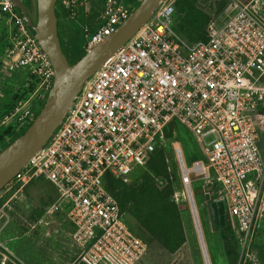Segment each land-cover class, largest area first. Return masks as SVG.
Masks as SVG:
<instances>
[{"label":"built area","instance_id":"2783aa9c","mask_svg":"<svg viewBox=\"0 0 264 264\" xmlns=\"http://www.w3.org/2000/svg\"><path fill=\"white\" fill-rule=\"evenodd\" d=\"M80 1L57 0L56 8L77 24L87 51L142 0H102L96 12L88 0H82L81 11ZM223 1L233 15L222 25L210 20L207 41L189 44L173 29L177 0H160L137 33L83 83L46 144L2 188L0 233L17 195L42 179L56 196L31 231L59 215L62 225L71 227L79 264H136L148 246L127 226L104 176L127 182L152 153L165 150L166 130L177 122L190 133L201 159L186 168L175 148L186 190H175L174 202H182L181 195L193 203L189 176L194 174L210 202L222 204L236 233L237 264L257 261L252 245L264 224V0ZM15 9L11 0H0L10 42L0 67L25 71L35 81L27 99L0 123L18 133L33 121V104L46 98L53 68ZM8 263L25 264L0 243V264Z\"/></svg>","mask_w":264,"mask_h":264},{"label":"rangeland","instance_id":"374dc122","mask_svg":"<svg viewBox=\"0 0 264 264\" xmlns=\"http://www.w3.org/2000/svg\"><path fill=\"white\" fill-rule=\"evenodd\" d=\"M240 1L243 2V0ZM199 6L209 14L211 20L215 21L217 25L224 24L234 13V8L229 7L223 0H205V4ZM29 8L32 17H34V0H31ZM89 16H91V10H89ZM62 35L65 39V35ZM60 37L62 38L61 34ZM64 39L62 40L63 45ZM2 79L4 77H2V68L0 67V102L5 97ZM18 89L19 87L16 88V90ZM167 134L166 158L169 179L174 191L182 194L186 189L182 182L181 165L175 148L179 147L186 168L192 167L195 161L201 159V154L190 133L177 122H172ZM261 155L264 157V145L261 146ZM144 171L145 169L141 168L135 169L127 182L135 180ZM189 177L193 203L187 197L178 196L179 200L182 199L178 205L185 243L173 254L168 253L156 243L148 245L146 253L136 264H205V255L209 264H228L223 238L220 236L219 227L214 225L209 211L211 202L208 195H204L200 189L202 181L197 179L194 174ZM157 184L162 187L164 181L159 179ZM54 197L53 186L45 180L38 179L26 188L23 196L17 195L11 204L10 222L3 235L7 236L6 246L8 249L25 264H79V251L73 246L67 231L69 229L62 225L59 215L49 217L48 225L42 224L36 226L34 231L30 230L31 225L37 224V220L32 217L33 211L42 209L45 213ZM0 210H2V201H0ZM2 222L1 212L0 227ZM226 227L228 228V225ZM230 230L238 251L236 233L232 227ZM0 241H2V236ZM252 247L257 249V261L247 264H264V226Z\"/></svg>","mask_w":264,"mask_h":264},{"label":"trees","instance_id":"16d2710c","mask_svg":"<svg viewBox=\"0 0 264 264\" xmlns=\"http://www.w3.org/2000/svg\"><path fill=\"white\" fill-rule=\"evenodd\" d=\"M22 1L28 14L32 17L29 8L31 0ZM88 1L92 4L94 12L99 9L102 2V0ZM249 1L243 0L245 3ZM82 3L83 1L81 0L79 4L81 11L83 10ZM203 3L205 4V0H177L175 3L173 29L189 44L205 42L208 39L207 26L211 18L199 6L203 5ZM15 10L19 13L17 8ZM56 15L59 38L60 29L65 35L64 45L60 38L64 57L70 65H73L86 53V50L83 49V34L77 24L67 21V15L64 11L56 8ZM6 19V15L0 13V64L3 61L5 51L10 47L8 29L5 26ZM30 32L32 33L31 29ZM2 77H4L2 79V87L5 97L0 102V123L4 115L18 101L27 99L35 86V81L25 71L16 70L12 73L2 71ZM17 87H19L18 90H16ZM44 100L33 104L35 109L34 117L40 111ZM27 127L18 133H14L12 125H1L0 151L20 136ZM169 129L170 127L166 130V133H169ZM11 135L10 141L5 142L6 137ZM166 149L167 146L164 151L157 150L152 153L145 166L141 168L145 169V171L135 180L124 182L107 174L104 176V186L117 200L121 211L124 213L127 226L136 236L141 238L147 246L156 243L168 253L173 254L185 243V235L181 223L179 205L173 200L174 189L169 179ZM159 179L164 181V186L160 187L157 184ZM43 214L44 210H35L32 217L38 220ZM227 225L228 228L226 227ZM229 226L230 223L227 219L226 222H220L218 225L220 236L224 241L227 263L235 264L238 259V251L230 230L231 226Z\"/></svg>","mask_w":264,"mask_h":264},{"label":"water","instance_id":"95a60500","mask_svg":"<svg viewBox=\"0 0 264 264\" xmlns=\"http://www.w3.org/2000/svg\"><path fill=\"white\" fill-rule=\"evenodd\" d=\"M57 0H34L30 17L22 0H11L31 29L53 68L52 86L44 103L26 130L0 151V191L38 153L62 122L83 83L137 33L157 9L160 0H142L131 15L104 41L87 50L73 65L64 57L58 35ZM212 216L224 222L222 204H209ZM206 263L208 259L205 255Z\"/></svg>","mask_w":264,"mask_h":264},{"label":"crops","instance_id":"0c3cea01","mask_svg":"<svg viewBox=\"0 0 264 264\" xmlns=\"http://www.w3.org/2000/svg\"><path fill=\"white\" fill-rule=\"evenodd\" d=\"M55 196H56V194H55ZM54 199H55V197H54ZM65 228H67V229H69V230H67L68 232L69 231H71V227H69V226H66L65 225ZM4 231H5V229H4ZM4 231L2 232L1 231V233H0V237L2 236V241H0V243L8 250V251H10L9 249H8V247L6 246L7 244V236H4L3 234H4ZM11 252V251H10ZM12 253V252H11ZM13 254V253H12ZM36 262V260L34 261V263Z\"/></svg>","mask_w":264,"mask_h":264},{"label":"flooded vegetation","instance_id":"af4514ba","mask_svg":"<svg viewBox=\"0 0 264 264\" xmlns=\"http://www.w3.org/2000/svg\"><path fill=\"white\" fill-rule=\"evenodd\" d=\"M60 34H61V36H62V38H61V37H60V38H61V40H63L64 37H63V35H62L63 33H62L61 29H60ZM34 110H35V109H33V111H34ZM211 218H212V221H213V223H214L215 226H218L219 223L221 222L220 219H219V217H217V216H212V215H211ZM224 221L226 222V219H225V218H224Z\"/></svg>","mask_w":264,"mask_h":264}]
</instances>
